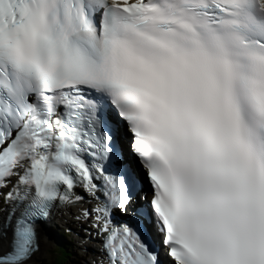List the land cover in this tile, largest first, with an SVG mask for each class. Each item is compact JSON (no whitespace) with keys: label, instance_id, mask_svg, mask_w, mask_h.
Segmentation results:
<instances>
[{"label":"snow or ice","instance_id":"obj_1","mask_svg":"<svg viewBox=\"0 0 264 264\" xmlns=\"http://www.w3.org/2000/svg\"><path fill=\"white\" fill-rule=\"evenodd\" d=\"M61 218L86 264H264V0H0V264Z\"/></svg>","mask_w":264,"mask_h":264},{"label":"bare ground","instance_id":"obj_2","mask_svg":"<svg viewBox=\"0 0 264 264\" xmlns=\"http://www.w3.org/2000/svg\"><path fill=\"white\" fill-rule=\"evenodd\" d=\"M57 220L61 221V222L65 221L64 218L63 219L62 218L61 219H57ZM66 222H67L66 224H68V227L65 226V229H66L65 234H67V236L70 237V238H81L82 235L80 234V229L77 228V224L75 222H73L72 220H70V219H67ZM53 245H56V243H53L52 246ZM50 247H51V245H49V243H48L47 247H46L45 254L43 256V259L44 258L47 259L48 255H49L48 251H49ZM87 248H88V251L86 253L91 256L92 252L94 251V248L91 245H88ZM59 249L63 250V252H65L66 255H68L70 253V251H71V248H69L68 250H65L63 245H61L59 247ZM75 259H80V258L76 256ZM63 264H66V260H63Z\"/></svg>","mask_w":264,"mask_h":264},{"label":"rangeland","instance_id":"obj_3","mask_svg":"<svg viewBox=\"0 0 264 264\" xmlns=\"http://www.w3.org/2000/svg\"><path fill=\"white\" fill-rule=\"evenodd\" d=\"M71 240H72V242L76 245L77 244V242H76V239L75 238H70ZM56 243H57V241H56V238H54L53 239ZM56 246L57 245H51V247H50V249H49V255H48V257H47V259H43L44 261H43V263L44 264H50L51 263V261H52V259H54L55 258V256L57 255V248H56ZM76 253V250H74V254ZM80 253H82V252H80ZM50 254H52V256L50 255ZM56 254V255H55ZM58 256V255H57ZM84 260H79V259H71L70 260V262L68 263V264H84V262H83ZM87 262V261H86ZM86 264V263H85Z\"/></svg>","mask_w":264,"mask_h":264},{"label":"trees","instance_id":"obj_4","mask_svg":"<svg viewBox=\"0 0 264 264\" xmlns=\"http://www.w3.org/2000/svg\"><path fill=\"white\" fill-rule=\"evenodd\" d=\"M57 255L58 256L50 264H63V260H66V262L69 260V255H66L63 250H58Z\"/></svg>","mask_w":264,"mask_h":264}]
</instances>
